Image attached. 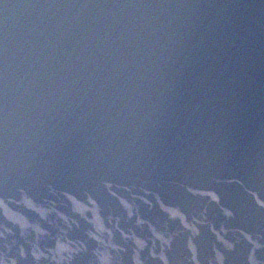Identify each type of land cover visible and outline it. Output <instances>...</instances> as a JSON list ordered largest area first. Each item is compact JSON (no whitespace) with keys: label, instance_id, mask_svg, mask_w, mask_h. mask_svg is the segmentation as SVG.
Segmentation results:
<instances>
[{"label":"water","instance_id":"water-1","mask_svg":"<svg viewBox=\"0 0 264 264\" xmlns=\"http://www.w3.org/2000/svg\"><path fill=\"white\" fill-rule=\"evenodd\" d=\"M0 264H264V0H0Z\"/></svg>","mask_w":264,"mask_h":264}]
</instances>
